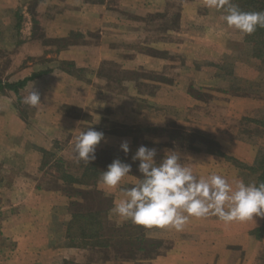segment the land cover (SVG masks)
<instances>
[{
    "label": "crops",
    "instance_id": "1",
    "mask_svg": "<svg viewBox=\"0 0 264 264\" xmlns=\"http://www.w3.org/2000/svg\"><path fill=\"white\" fill-rule=\"evenodd\" d=\"M64 1L71 5L72 0ZM123 2L112 8L98 0V15H81L82 34L90 39L97 32L99 43H82L80 63L73 58V45L57 47L60 65L51 73L30 81L18 95L0 93V264H264V217L259 216L227 224L214 216L193 217L177 232L146 229L108 213L110 227L130 226L135 237L144 238L143 249L136 242L106 248L68 246L70 203L82 197L77 192L98 189L112 198L113 208L120 189L140 179L139 161L134 163L132 156L142 145L156 148L157 162L165 149L179 150L182 162L197 176L216 172L229 181L258 183L264 170V97L227 84L228 74L221 75L217 67L225 58L252 51L245 35L228 28L223 11L208 8L205 0ZM17 5L20 0H0L2 40L15 30L7 15ZM55 5L57 0H41L34 10L40 14L36 20L50 38L69 39L75 23L69 11L55 20L44 14ZM38 39L32 36L24 43L25 49L36 46L18 49L19 56L49 50L37 49ZM236 61L237 66L229 67L235 81L259 79L255 65ZM67 63L93 75L77 78ZM111 64L131 77L104 75ZM26 72L17 82L31 76ZM140 72L147 74L137 76ZM33 87L42 104L23 115L16 101ZM90 127L103 132L105 141L97 146L95 161L77 164L75 137ZM124 141L129 143L128 154L120 147ZM58 159L63 161L62 172L55 169ZM115 159L131 164L132 172L114 190L98 182L84 186L60 179L65 171L80 180L88 166L107 169Z\"/></svg>",
    "mask_w": 264,
    "mask_h": 264
},
{
    "label": "clouds",
    "instance_id": "2",
    "mask_svg": "<svg viewBox=\"0 0 264 264\" xmlns=\"http://www.w3.org/2000/svg\"><path fill=\"white\" fill-rule=\"evenodd\" d=\"M210 9L222 10L221 19L228 28L242 35H252L264 28V11H243L232 0H205ZM23 102L31 107L41 103L40 93L34 90ZM105 141L103 132L92 127L75 137L73 158L77 164L89 165L96 160V149ZM121 150L128 154L129 143ZM156 148L140 146L132 160L139 161L141 178L130 188L120 189V198L114 201L109 215L118 221L143 226L183 231L190 218L217 217L224 223L244 222L254 216L264 217V182L245 183L242 179L229 181L212 172L197 176L179 150L165 149L157 162ZM211 159V158H210ZM132 172L131 164L115 159L106 171H101L98 184L107 190L116 189Z\"/></svg>",
    "mask_w": 264,
    "mask_h": 264
},
{
    "label": "rangeland",
    "instance_id": "3",
    "mask_svg": "<svg viewBox=\"0 0 264 264\" xmlns=\"http://www.w3.org/2000/svg\"><path fill=\"white\" fill-rule=\"evenodd\" d=\"M40 1L41 0H39V2ZM97 1L98 0H72L71 5H66L64 0H57V5L53 6L51 10H47V12L44 11V14L47 15V17L51 15L54 20L62 13L69 11V15L73 17V21L75 22L74 30H71L72 32L70 33L71 36L69 37V39L66 37H54L52 39L49 37L51 33L46 34L45 28L43 26H39L36 17H38L40 14L38 16L34 15L36 5L39 3L37 2V0H20V5H17L16 8H10L9 14L7 13V16L12 20V22H14L13 25L15 30L12 32L11 36L7 37L8 39L2 40L3 38H0V79L4 81L17 82L18 80H21L25 77V71H28L26 73L31 74V76L37 73H51L56 66L60 65L58 51L59 48H62L61 46L65 47L66 45H73L74 51H77L75 54H73V58L78 59L77 62L80 63L83 57V54L81 52V49H83L82 43L88 41L91 44V47L93 45L96 46L99 43V41L97 40V32H92L90 34V39L89 36L83 35L81 32V15L85 14V16L91 17L98 15L97 8L95 6ZM106 1H108L109 6H111L112 8L114 6H119L122 3H119L120 0ZM109 1L113 4L111 5ZM124 1L125 2H123V4H127L126 0ZM111 7L106 8L108 10ZM37 27H39V29H37V31L35 30V32L33 33L34 28L36 29ZM4 33L6 32H1V36ZM7 33L10 34L11 32L8 30ZM32 36L39 37V39L37 40V42L39 43L37 49L50 47L48 48L49 50H46L42 54H37L33 57H25V55L19 56V53L21 55V51H19L18 49L25 51L26 49H30L36 46L35 43H32L29 44L26 49L24 48L25 46L23 44L28 42ZM50 41L54 43L51 42L52 45H50ZM237 59L241 60V62H247L250 66L255 65L256 70L257 68L259 69L258 71L261 73V76L255 83L243 80L235 81L234 77L232 78L229 76V73L231 71L229 67L237 66ZM237 59L228 57L225 58L221 63H219V65H217V67H219V70L221 71V75H224L225 73L228 74V77L225 78L226 83L230 84L232 82V85L235 84L242 86L245 89L247 88L246 90L250 93L255 94L256 96L263 95L264 97V64L262 63V61L254 57L251 50H243L242 55ZM110 67V69L104 71V75L117 77L118 79L131 77V73H124L119 69L114 68V64H111ZM79 68H72L68 66L69 71H71L77 78L88 79L89 77H91V75H93V73L89 72L88 69ZM140 74L142 76H145L147 73L140 72L136 75L138 76ZM132 76H135V74H132ZM29 94L30 92L25 96ZM202 94H209V92H203ZM11 96L14 97L12 94ZM25 96H23V100ZM23 100L16 101V108L21 114L25 115L26 113L28 114L33 107L25 104ZM26 120V122L29 124L30 120Z\"/></svg>",
    "mask_w": 264,
    "mask_h": 264
},
{
    "label": "trees",
    "instance_id": "4",
    "mask_svg": "<svg viewBox=\"0 0 264 264\" xmlns=\"http://www.w3.org/2000/svg\"><path fill=\"white\" fill-rule=\"evenodd\" d=\"M233 3L238 4L243 11H264V0H232ZM245 41L252 47L254 57L261 60L264 64V28H258L252 35H245ZM69 67H76L74 63H67ZM45 74V73H43ZM42 73L33 74L32 76L15 83H10L0 79V93L5 94L7 91L19 94L30 81H33ZM261 125L264 127V119ZM47 151H43L44 161H48ZM63 161L58 159L55 165L56 170L63 169ZM47 164L45 162L44 165ZM106 168H97L88 166L82 178L79 180L63 171L60 176L65 182L79 183L84 186H95L99 180L101 171H106ZM256 171V170H255ZM258 172V171H256ZM141 178V174L139 175ZM264 182V170L259 177L258 183ZM82 195L79 199L70 203L71 207V221L67 229V244L74 248H89V247H111L123 244V242H136L143 249L146 241L141 236L135 237L130 226L125 227H110L108 220V213L113 205L111 197L105 195L102 191L93 188L89 191H78ZM133 244V243H131ZM136 245V244H135ZM143 245V246H141ZM64 264H73L64 262Z\"/></svg>",
    "mask_w": 264,
    "mask_h": 264
}]
</instances>
